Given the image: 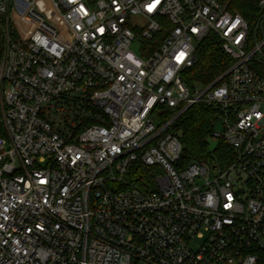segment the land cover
<instances>
[{
    "label": "built area",
    "instance_id": "built-area-1",
    "mask_svg": "<svg viewBox=\"0 0 264 264\" xmlns=\"http://www.w3.org/2000/svg\"><path fill=\"white\" fill-rule=\"evenodd\" d=\"M237 2L0 0V264H264V0ZM210 35L232 64L191 87ZM202 102L224 166L173 129Z\"/></svg>",
    "mask_w": 264,
    "mask_h": 264
},
{
    "label": "trees",
    "instance_id": "trees-1",
    "mask_svg": "<svg viewBox=\"0 0 264 264\" xmlns=\"http://www.w3.org/2000/svg\"><path fill=\"white\" fill-rule=\"evenodd\" d=\"M237 8L245 16L250 11L244 0H237ZM232 64V59L222 50L220 40L210 35L197 50V62L186 73L191 87L208 85L222 75ZM173 111L167 110L170 116ZM218 114L213 106L197 103L189 107L174 123L173 129L184 144V158L188 161H209L226 165L230 148L223 140L216 141L212 148V134L216 128Z\"/></svg>",
    "mask_w": 264,
    "mask_h": 264
},
{
    "label": "rangeland",
    "instance_id": "rangeland-1",
    "mask_svg": "<svg viewBox=\"0 0 264 264\" xmlns=\"http://www.w3.org/2000/svg\"><path fill=\"white\" fill-rule=\"evenodd\" d=\"M134 49L136 51H138V46L135 45L134 46ZM222 126H223L222 122L221 121H217L216 129L221 130L222 129ZM215 147H216V143L213 141L212 148H215Z\"/></svg>",
    "mask_w": 264,
    "mask_h": 264
}]
</instances>
